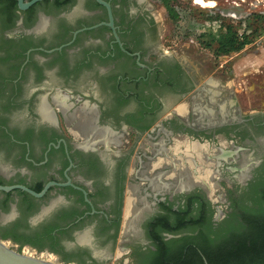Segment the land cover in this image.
Wrapping results in <instances>:
<instances>
[{"label":"flooded vegetation","instance_id":"1","mask_svg":"<svg viewBox=\"0 0 264 264\" xmlns=\"http://www.w3.org/2000/svg\"><path fill=\"white\" fill-rule=\"evenodd\" d=\"M33 1L0 0V240L61 264H210L264 214V108L151 0Z\"/></svg>","mask_w":264,"mask_h":264},{"label":"rangeland","instance_id":"2","mask_svg":"<svg viewBox=\"0 0 264 264\" xmlns=\"http://www.w3.org/2000/svg\"><path fill=\"white\" fill-rule=\"evenodd\" d=\"M195 1L171 0L178 15L177 19L169 16L162 2L155 4L159 12V20H162L166 32L174 36L177 42L180 41V35H183L185 38L182 40L187 42L191 38L197 40V38L200 39L208 33L199 35L196 32L198 25L207 21L208 17L216 15L221 17V12H237L240 14L241 19L239 20H233L229 17L222 18L226 24L231 23L238 30L242 28L243 22L245 23L250 33L247 35L249 36V43L244 48L220 55L215 53L218 48L217 43H213L210 48H205L201 44L199 47V45L195 46V44L189 43L190 48L202 55L204 59L211 60L216 66L214 72L223 71L224 80L233 86L240 102L242 100L249 101L251 107L264 108V30H260V32H255L254 30L256 26L264 25V18L259 19V21H255V18H253L257 14L264 15V0H260L258 4L255 3V0H237L235 1L237 3H233V0H219L218 4L213 0H208L214 2L212 6L203 5ZM215 5V8H210ZM217 67L218 71L216 70Z\"/></svg>","mask_w":264,"mask_h":264},{"label":"trees","instance_id":"3","mask_svg":"<svg viewBox=\"0 0 264 264\" xmlns=\"http://www.w3.org/2000/svg\"><path fill=\"white\" fill-rule=\"evenodd\" d=\"M161 2L167 9L169 16L177 19L178 15L171 0H161ZM254 16L255 21L264 18V15L260 14ZM220 18L216 15L208 17L207 20L213 23ZM263 27L264 25H259L254 30L260 32V30H264ZM248 37L245 34L240 37L238 29L234 28L231 23L226 24L223 21L221 30L213 31L210 29L207 35L205 34L199 39V42L205 48H210L213 43H217L218 48L215 53L220 55L244 48L249 43ZM245 221L246 226L242 231L232 233L214 249L213 253L205 252L210 264H264V214L245 218Z\"/></svg>","mask_w":264,"mask_h":264},{"label":"water","instance_id":"4","mask_svg":"<svg viewBox=\"0 0 264 264\" xmlns=\"http://www.w3.org/2000/svg\"><path fill=\"white\" fill-rule=\"evenodd\" d=\"M22 2V0H20ZM41 1L34 0L33 2ZM0 264H61L55 260L21 253L0 240Z\"/></svg>","mask_w":264,"mask_h":264},{"label":"built area","instance_id":"5","mask_svg":"<svg viewBox=\"0 0 264 264\" xmlns=\"http://www.w3.org/2000/svg\"><path fill=\"white\" fill-rule=\"evenodd\" d=\"M235 1H237V0H233L232 2L233 3H237ZM238 1H243V0H238ZM151 2L154 3V4H157V3L159 4V3H161V0H151ZM259 2H260V0H255L256 4H258ZM215 7L216 6L210 7V8L212 9V8H215ZM213 15H216V14H213ZM220 15H221V18L219 20L213 22V23L209 22L208 20L200 23L198 25V28H196V32H198L199 35H201L202 33H207L210 29H212L213 31H218L219 29L221 30L223 28V21H224L222 17H226V18L229 17V18H231L233 20L241 19L240 14H238L237 12H231V13H223V12H221ZM242 25H243L242 28H240L238 30V35L240 37H242L243 34L248 35L250 33L249 29H247V26L245 25L244 22H243Z\"/></svg>","mask_w":264,"mask_h":264},{"label":"bare ground","instance_id":"6","mask_svg":"<svg viewBox=\"0 0 264 264\" xmlns=\"http://www.w3.org/2000/svg\"><path fill=\"white\" fill-rule=\"evenodd\" d=\"M196 2H198V3H202L203 5H214V2L213 1H208V0H197ZM46 113H48V112H46ZM45 116H47V115H45ZM48 118V117H47ZM76 122V121H75ZM178 143V142H177ZM204 150V149H203ZM197 151V150H196ZM188 158V157H187ZM166 159V158H165ZM205 160V159H204ZM202 163H204V162H202ZM202 165V164H201ZM207 165V164H206ZM204 166V165H203ZM182 167V166H181ZM189 167V166H188ZM153 168V167H152ZM206 171H207V169H205ZM207 173H209V172H207ZM205 174H206V172H205ZM179 176V175H178ZM212 176V175H211ZM193 177V176H192ZM192 177H191V179H192ZM200 180V179H199ZM192 182V181H191ZM200 182V181H199ZM188 185H191V184H188ZM177 189V188H176ZM136 214V213H135ZM132 215H134V214H132ZM136 220V219H135ZM131 221V220H130ZM129 222V221H128ZM132 222H134L133 220H132ZM129 223H131V222H129Z\"/></svg>","mask_w":264,"mask_h":264},{"label":"crops","instance_id":"7","mask_svg":"<svg viewBox=\"0 0 264 264\" xmlns=\"http://www.w3.org/2000/svg\"><path fill=\"white\" fill-rule=\"evenodd\" d=\"M213 1H215V3H216V4H218V3H219V0H213ZM225 1H226V0H225ZM215 6H216V5H215Z\"/></svg>","mask_w":264,"mask_h":264}]
</instances>
